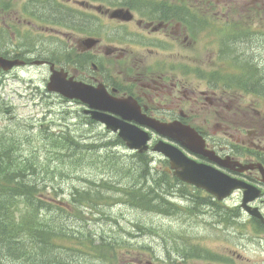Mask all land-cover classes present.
I'll return each instance as SVG.
<instances>
[{"label": "flooded vegetation", "instance_id": "1", "mask_svg": "<svg viewBox=\"0 0 264 264\" xmlns=\"http://www.w3.org/2000/svg\"><path fill=\"white\" fill-rule=\"evenodd\" d=\"M228 2L0 0V57L22 62L9 71L0 70V95L6 81H15L20 73L35 67L46 73L43 96L55 95L64 103L74 104L78 116L85 114V105L48 91L52 71L65 74L67 82L99 87L114 100L128 101L137 110L126 106V113L146 122L188 126L200 136L207 153L205 157L188 152L189 157L256 187L258 196L249 204L264 217V112L262 115L251 102L247 113L242 114L237 98L242 94L233 90L230 97L236 100L226 96L230 90L226 83L238 79L233 74L243 63L239 45L250 39L235 26L264 12V0ZM255 23L250 22L255 28L251 34L259 32ZM24 35L38 39L21 49L18 43L22 40L16 44L15 37ZM242 96L258 97L251 92ZM129 123L147 131L150 144L171 140L145 124L135 120ZM239 164L251 167L242 169ZM189 189L204 197L209 195L194 187ZM241 197L242 191H235L231 198L236 202L226 207L240 210ZM236 220L231 228L235 244L241 243L243 249L254 242L264 245V218ZM258 254L261 259L246 260L247 264H264V250ZM233 255L208 252L204 264H242V255L235 251ZM195 260L188 257L169 263L197 264Z\"/></svg>", "mask_w": 264, "mask_h": 264}, {"label": "rangeland", "instance_id": "2", "mask_svg": "<svg viewBox=\"0 0 264 264\" xmlns=\"http://www.w3.org/2000/svg\"><path fill=\"white\" fill-rule=\"evenodd\" d=\"M216 1L219 5L229 3L228 0ZM242 1L251 2V0ZM257 7H260V4ZM247 9L253 11V7ZM248 15H251L250 11ZM254 16L252 19L244 18L245 22L255 20V25L262 28L257 36L249 37L248 42L243 40L239 45V50L242 53L243 62H248L253 66L258 75L261 76L259 80L263 78L262 87L264 89V39H255V37L264 38L260 35L264 33V12L259 17L258 15ZM18 37L21 36L15 37V40H17L15 43L17 44L19 40H22L18 43L21 49L27 48L31 44V40L38 39L34 35H24L23 38ZM38 50L39 47L36 51ZM230 52L233 51L230 50ZM44 74L46 75L41 69L34 67L30 72L20 73L17 80H9L3 84V91L1 90L3 94L0 95V142H13L12 140H14V143L18 145L14 148H19L18 151L21 152L18 155L19 157H35L34 160L38 158V164L41 166L42 172L44 171L42 175L44 179L39 184L41 185L39 188L46 193V201L53 199L71 204V194L75 190L87 191L89 190L88 182H91V184L94 182L96 185L102 179L105 180L107 176L110 179H114V177H110L112 176L111 173L107 175L101 173L107 170L102 168L106 165L105 158L102 157L101 160L90 164L82 160L83 155L79 153L77 161L75 159L70 160L64 155L63 151H65L67 145L72 143H66L64 146L61 144L54 145L52 143L53 136L59 137L58 133H62V138H64L70 132L71 136H75L71 137L74 142L80 141L81 145H101L114 142L116 135L99 124L86 125L87 119L83 116H77L78 107L76 108L74 104L64 103L55 95L44 97ZM231 92H233V89H230L226 96L231 100H236L230 97ZM236 94L244 95L246 93L237 90ZM242 95L237 97L240 104H242V114L247 113L248 109L246 107L253 102L256 103L253 105L260 108L259 110L263 115L264 100L261 98L262 96L252 98ZM6 109L10 110V113H5ZM237 111L239 110L237 109ZM249 116L252 115L249 114ZM52 149L60 150L52 154ZM110 150L121 155L127 162L131 159L132 152L123 145L113 146ZM102 152V149L97 152V148L92 152L86 151V153L96 154ZM154 160L155 163L151 165L152 169L159 172L167 167L163 165L162 157L156 155ZM185 191L181 190L180 192L184 194ZM179 196L180 193L178 195L177 192V196H173L171 199L174 205L176 203L179 205H177L178 209H174L169 216L145 212L129 204L115 201L117 204L114 202L103 206L98 221L94 218H98L99 215H94L91 218L89 212L84 210L85 221L79 223L69 220L66 221V225L72 232L81 230L90 232L95 240L101 236L103 239L116 242L115 254H108L113 264H126L127 262L131 264H169V261L176 263L186 260L185 256L190 253L189 250L193 249L218 256L229 255L233 258L235 257L233 252L235 251L242 255V264H247L246 260L261 259L262 256L258 254V251L260 249L261 251L264 250L262 243L254 242V244H248L247 248L243 249L241 243L235 244L234 230L230 227L225 229L219 225L223 218H228L224 213L222 215L215 214V211L207 205L195 209L196 215L192 212H186L184 208L189 205L184 203L185 200ZM113 197L116 198L117 195ZM178 200H181V203ZM58 222L61 223V219ZM114 239L117 241H114ZM246 241L243 240L242 243ZM35 244L33 242V245L29 246L36 248L37 245ZM66 245L71 246L73 244L64 243L63 246ZM28 249L32 250V248ZM38 252H34V254ZM62 253L69 260L75 261L74 264H103L102 259L92 261L91 258L76 256L75 253L70 251H62ZM25 254L30 255L27 252ZM34 254L31 253V256ZM194 257L199 258L195 260L197 264L208 262L202 257ZM28 261L29 259L25 256L24 264H27Z\"/></svg>", "mask_w": 264, "mask_h": 264}, {"label": "trees", "instance_id": "3", "mask_svg": "<svg viewBox=\"0 0 264 264\" xmlns=\"http://www.w3.org/2000/svg\"><path fill=\"white\" fill-rule=\"evenodd\" d=\"M245 76L242 75L239 82V86L244 90L247 88L243 85H251L253 82L250 78L244 79ZM259 79L252 83L255 93L259 92ZM58 135L59 137H51L54 145L64 146L66 143H72L63 151L68 159L77 161L80 153L83 155L82 160L92 164L103 157L106 159V165L102 168L107 170L101 173L106 175L111 173L110 177L114 179L107 176L106 181L102 179L96 185L94 182L92 184L88 182L89 190H75L71 194V204L53 206L46 201L44 190L39 188L44 179L42 176L44 171L42 172L38 164V158L34 160L35 157H19L21 152L19 153V148H14L18 147L14 140L0 142V252H5L0 255H12L16 258L17 254L23 252L29 259L27 264H74L62 253L70 251L76 256L92 258V261L98 257L103 261H111L108 254L116 251V242L103 239L101 236L95 240L88 231L72 232L67 228L66 221L82 223L85 221L84 210L89 212L91 218L99 215L98 218H94L98 221L103 206L115 201L125 202L154 214L170 212L172 208H169L168 203V206L166 205L164 198L171 194L170 189L175 187L176 180L165 172L153 170L151 159L145 154L132 155L127 162L121 155L112 152L110 149L113 146L121 144L118 138L112 143L81 145L79 141L74 142L68 133L64 138L62 133ZM96 148L97 152L100 149L103 152L86 153L95 151ZM57 150L60 149H52V154ZM60 219L61 223L58 222ZM33 242L36 243V248L29 246L33 245ZM64 243L73 245L63 246ZM26 252L30 255L25 254ZM31 253L34 255L31 256Z\"/></svg>", "mask_w": 264, "mask_h": 264}, {"label": "water", "instance_id": "4", "mask_svg": "<svg viewBox=\"0 0 264 264\" xmlns=\"http://www.w3.org/2000/svg\"><path fill=\"white\" fill-rule=\"evenodd\" d=\"M16 63L17 62H11L0 58V67L4 70L9 69ZM57 83H63V80L60 78H53L50 86L53 85V90L55 89L56 91L61 92L57 86ZM68 84L69 83H67L65 88L66 91L61 92L67 97L79 98L82 102L88 104L90 107L111 110L109 107H103L99 105V103L105 101L104 97L99 91H89L86 90V88H76ZM89 113L92 119L103 123L107 129H110L113 132H118V136L125 142L129 149L137 150L139 153L147 149V135L143 131L116 120L106 113L95 110L89 111ZM118 113L122 114L121 112ZM151 127L163 135L169 136L175 133L177 135L176 137H178L179 141L185 147L193 148L194 151L202 152L201 141H199V139L197 140L194 135L195 133L192 130H185L184 128L174 124L163 125L154 123L151 125ZM153 150L162 153L166 158H168L170 167L174 170V176L188 184L205 189L212 195L216 196L219 200L229 195L231 190L242 186L226 178L225 176L214 173L211 168L203 164H197L194 161L188 159L180 150L172 145L160 143L157 144ZM248 192L249 191L247 189L246 193Z\"/></svg>", "mask_w": 264, "mask_h": 264}]
</instances>
